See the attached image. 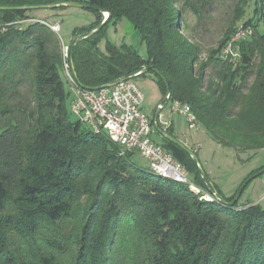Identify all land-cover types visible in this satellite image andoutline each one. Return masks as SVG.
<instances>
[{"label": "trees", "instance_id": "obj_1", "mask_svg": "<svg viewBox=\"0 0 264 264\" xmlns=\"http://www.w3.org/2000/svg\"><path fill=\"white\" fill-rule=\"evenodd\" d=\"M59 2L110 14L74 48L83 88L156 66L170 83L171 101L188 103L219 145L238 154L264 150V0H0V6ZM88 11L96 21L75 28L73 38L102 24L100 12ZM34 12L0 11V264H264L261 205L207 201L187 184L138 166L135 154L121 155L105 134L75 118L60 34L30 17ZM188 14L196 17L191 27ZM122 19L141 35L146 57L109 41V26ZM24 20L34 21L15 25ZM216 25L220 38L207 45ZM239 26L253 34L236 60L224 59ZM140 77L166 96L155 73ZM167 132L175 136L173 127ZM160 144L203 193L205 183L218 190L184 150L165 138Z\"/></svg>", "mask_w": 264, "mask_h": 264}, {"label": "rangeland", "instance_id": "obj_2", "mask_svg": "<svg viewBox=\"0 0 264 264\" xmlns=\"http://www.w3.org/2000/svg\"><path fill=\"white\" fill-rule=\"evenodd\" d=\"M252 10L251 6L248 9L247 18L253 15ZM30 17L58 27L57 32L60 34L65 54H67L68 47L74 39V29L87 27L96 21L94 13L73 7L56 10H39L31 13ZM195 23L196 17L188 14L189 26L191 27ZM107 34L109 41L113 44L118 46L127 44L134 47L141 56H147L146 47L142 44L141 35L127 19L119 21L117 26L111 24ZM220 34L221 27L214 26L207 38V45L216 46ZM105 44L106 40L101 42V49L104 50ZM64 76L66 78L64 79L65 88L67 92H72L71 99H74L73 86L65 66ZM134 80L145 95V111L148 116L152 117L157 106L163 100L160 89L155 82L151 81L150 77H140ZM71 104L70 101L69 111L71 110ZM168 111L169 108L166 106L165 112L169 113ZM169 118L175 126V137L183 143L187 142L188 147L197 154L205 174L209 176L226 199L234 196L246 180L258 174L264 168V150L255 153L238 154L234 149L219 145L200 124L198 125V129L193 130L189 128L183 116L169 114ZM153 138L156 142L160 143L162 141V137L159 135H154ZM132 160L138 166L149 169V162L140 155L135 154ZM189 179L193 187L201 191V188L195 185L191 175H189ZM188 186L190 187V185ZM190 189L193 191L191 187ZM242 204H259L264 208V175L257 177L249 184L239 200V205Z\"/></svg>", "mask_w": 264, "mask_h": 264}, {"label": "built area", "instance_id": "obj_3", "mask_svg": "<svg viewBox=\"0 0 264 264\" xmlns=\"http://www.w3.org/2000/svg\"><path fill=\"white\" fill-rule=\"evenodd\" d=\"M33 21H19L15 25L23 26ZM50 27L58 31L57 26ZM252 34L251 28L239 26L223 50L222 57L236 60L239 57L240 43L250 39ZM65 58L67 59V54ZM65 67L73 86L74 99L71 112L75 118L93 133L105 134L118 145L121 155L138 154L149 162V169L156 175L190 185L196 194L202 193V190L194 188L191 184L185 166L176 161L171 153L154 140L156 131L152 117L147 115L144 108L145 95L134 79L97 91L84 90L73 80L67 61ZM166 106L169 108V113L165 112ZM169 114L183 116L190 129H198L197 116L188 103L171 101L168 98L161 106L158 124L166 131L173 126ZM201 195L203 199L213 202L208 193Z\"/></svg>", "mask_w": 264, "mask_h": 264}, {"label": "water", "instance_id": "obj_4", "mask_svg": "<svg viewBox=\"0 0 264 264\" xmlns=\"http://www.w3.org/2000/svg\"><path fill=\"white\" fill-rule=\"evenodd\" d=\"M59 7H73V8H80V9H84V10H95L100 12L103 15V22L100 25L99 28H97L96 30H93L92 32L86 33L82 36L76 37L74 38L67 50V62H68V66H69V70L70 73L72 75L73 80L75 81V83L77 84L78 87L84 89V90H91V91H97L100 90L102 88H106V87H111L113 85H117L120 83H123L125 81H128L130 79H136L138 77H140L143 74H146L148 72H153L155 73L157 76H159L164 83L167 86V94L166 96L163 98V100L160 102V104L157 106L153 116H152V123L154 126V129L156 131V133L161 136L162 138H165L166 140L172 142L174 145L178 146L179 148H181L182 150H184L187 154H189L191 156V158L193 159L196 168L198 169L200 175L202 176V178L204 179V170L203 167L197 157V155L195 154V152L193 150H191L188 146H186L185 143H183L181 140H179L177 137L169 134L166 130H163L161 128V126L158 124V118H159V114L161 112V106L167 101L168 98H170L171 96V88H170V83L167 80V78L161 73V71L159 70L158 67L156 66H146L140 73H138L137 75L133 76V77H128V78H123L115 83H111V84H107L105 86H102L100 88L97 89H86L83 88L78 80V76L75 70V66H74V62H73V51L74 48L76 47V45L84 40H86L87 38L95 35L96 33H98L104 26L105 24L108 22L109 18H110V14L104 12L101 9L92 7L91 5H89L88 3L85 2H59L56 4H52V5H36V6H21V7H2L0 6V11H39V10H48V9H56ZM105 14L107 16H105ZM264 175V169L261 170L258 174L254 175L253 177L249 178L248 180H246V182L240 187V189L238 190V192L236 193L234 199L229 202L227 201L223 195L215 188V186L213 184H207L205 183V186L207 188V192L208 194L211 196V198L213 199V201L219 203L221 206L226 207V208H234L235 205L239 202L243 192L246 190L247 186L257 177Z\"/></svg>", "mask_w": 264, "mask_h": 264}, {"label": "crops", "instance_id": "obj_5", "mask_svg": "<svg viewBox=\"0 0 264 264\" xmlns=\"http://www.w3.org/2000/svg\"><path fill=\"white\" fill-rule=\"evenodd\" d=\"M151 81H152V79H151ZM173 130H174V132H175V126H174V123H173ZM186 145H187V142H184ZM188 146V145H187ZM218 188V187H217ZM218 191H219V189H218ZM220 192V191H219ZM221 193V192H220ZM242 205H245V204H242Z\"/></svg>", "mask_w": 264, "mask_h": 264}]
</instances>
